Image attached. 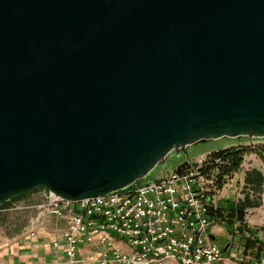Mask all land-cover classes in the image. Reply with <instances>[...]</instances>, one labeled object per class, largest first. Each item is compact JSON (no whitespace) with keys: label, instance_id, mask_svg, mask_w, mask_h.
Here are the masks:
<instances>
[{"label":"water","instance_id":"water-1","mask_svg":"<svg viewBox=\"0 0 264 264\" xmlns=\"http://www.w3.org/2000/svg\"><path fill=\"white\" fill-rule=\"evenodd\" d=\"M221 137H264V0H0V205Z\"/></svg>","mask_w":264,"mask_h":264},{"label":"built area","instance_id":"built-area-1","mask_svg":"<svg viewBox=\"0 0 264 264\" xmlns=\"http://www.w3.org/2000/svg\"><path fill=\"white\" fill-rule=\"evenodd\" d=\"M254 143L245 146L264 151V143ZM222 164L216 159L210 165L207 154L162 178L76 201L45 189L35 207L66 222L60 235L70 263L86 262L79 249L87 246L96 264H218L224 257L264 264V249L258 257H245L246 239L264 244V224L237 228L235 222L227 250L215 242L219 220L213 211L223 207L217 165ZM262 210L264 215V187ZM29 235H35L34 228Z\"/></svg>","mask_w":264,"mask_h":264},{"label":"rangeland","instance_id":"rangeland-1","mask_svg":"<svg viewBox=\"0 0 264 264\" xmlns=\"http://www.w3.org/2000/svg\"><path fill=\"white\" fill-rule=\"evenodd\" d=\"M255 141L254 144H263L264 138L253 137H221L188 146L184 151L172 152L166 159L158 164L140 183L159 179L170 172L176 170L180 165L206 156L210 152L217 151L226 147L243 148L246 150L241 168L235 172L226 185L218 194V200L225 206H243L246 207L245 219L241 223L245 225L255 224L262 226L264 224V215L262 210V193L264 187V151L260 149H250L245 145L249 141ZM222 165H219L221 170ZM261 179V180H260ZM262 181V186L259 182ZM45 189H37L24 198L15 199L8 202L0 208V244L22 234H27L42 220L47 221V213L39 211L35 205L44 199ZM249 204L256 206H249ZM246 205V206H244ZM238 222V221H236ZM217 227L222 230L219 231ZM216 227L215 242L221 247L227 245L231 235L234 233L233 226L227 222L220 221ZM236 228V229H237ZM234 227V230H236ZM242 230V229H240ZM218 264H251L250 262H241L236 258L224 257Z\"/></svg>","mask_w":264,"mask_h":264},{"label":"crops","instance_id":"crops-1","mask_svg":"<svg viewBox=\"0 0 264 264\" xmlns=\"http://www.w3.org/2000/svg\"><path fill=\"white\" fill-rule=\"evenodd\" d=\"M45 216L50 219L33 226L34 236L22 234L0 244V264H96L87 246L79 249V256H87L86 262L70 263L65 251V240L60 235L66 222L48 214ZM55 239L60 241V246L53 245Z\"/></svg>","mask_w":264,"mask_h":264},{"label":"trees","instance_id":"trees-1","mask_svg":"<svg viewBox=\"0 0 264 264\" xmlns=\"http://www.w3.org/2000/svg\"><path fill=\"white\" fill-rule=\"evenodd\" d=\"M246 153V150L243 148H235V147H226L217 151L210 152L208 154V158L210 161V165L215 163L216 159H221L223 160V164L219 173V178H218V188L221 190L224 185L230 180L229 178L232 177V175L237 172L243 163L244 160V154ZM187 163V162H186ZM184 163V164H186ZM184 164L180 165L178 168L182 167ZM219 168V165H217ZM261 180V179H260ZM259 180V181H260ZM259 186H262V181L259 182ZM44 189L43 187H38L35 190L24 193L21 195H17L12 197L10 200L2 203L0 205V208L5 206L8 202L15 200V199H20L24 198L27 195L33 193L37 189ZM246 206V205H244ZM249 206H256L249 204ZM246 207L243 206H226V207H219L213 211V215L217 218V220L227 222L228 224L232 225L238 221L242 222L245 219V214H246ZM244 225V223H242ZM240 226V228L243 227ZM264 249V244L259 243L257 241H254L252 239H246L245 241V257L247 258H254L258 257L262 250Z\"/></svg>","mask_w":264,"mask_h":264}]
</instances>
